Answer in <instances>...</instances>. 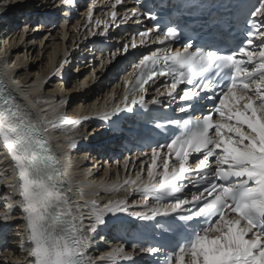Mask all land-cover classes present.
<instances>
[{"label":"snow or ice","instance_id":"obj_1","mask_svg":"<svg viewBox=\"0 0 264 264\" xmlns=\"http://www.w3.org/2000/svg\"><path fill=\"white\" fill-rule=\"evenodd\" d=\"M70 2L62 0L63 4ZM135 3L137 6L125 13L124 20H158L141 0ZM117 6H123L122 0L112 4V21L118 18ZM93 11L90 6L89 21ZM246 15L245 39L234 49L196 46L189 38L175 51L157 47L142 55L132 65L136 72L124 81L123 99L112 111L97 117L110 121L122 111L133 112L137 104L142 109H148L150 104L167 109L177 98L182 102L179 110L185 116L153 118L165 140L151 148L147 181L141 183V172H137L134 179L109 189L135 186L132 190L144 195L145 208L149 199L155 201L150 213H132L137 219L168 218L154 225L170 233L162 264H264V0H256ZM96 23L105 24L101 35H107V23ZM138 34L141 46L150 35L156 36L154 43L165 45L177 40L181 32L178 25L161 28L157 23ZM254 40H259L258 50L252 47ZM137 46L134 36L131 47ZM128 48V44L123 45L125 53ZM119 51L112 53L113 59ZM161 78L165 91L157 88L159 98L147 101L145 85ZM0 89H4L0 92V140L16 171L7 187L18 193L15 204L23 213L26 232L21 246L28 245L26 261L15 264H121L134 261L137 253L159 255L160 247L133 243L130 252L120 244L101 255L99 261L85 259L91 238L108 224L107 215L126 211L127 200L90 201L92 222L87 227L79 208L75 213L71 208L62 211L67 199L57 187L59 169L42 132L47 131L44 125L72 132L83 120L61 115L59 125L54 120L37 126L22 114L14 98L5 95L3 85ZM137 89L140 95L129 100ZM164 97L169 103H163ZM205 105L210 107L205 110ZM192 112L201 115L193 117ZM69 147L75 149L78 145L70 141ZM137 160L133 158L131 162L135 164ZM139 162L143 171L144 163ZM129 163L125 159V168ZM189 185L197 188L190 197L185 192ZM9 215L10 211L3 214L5 219Z\"/></svg>","mask_w":264,"mask_h":264},{"label":"bare ground","instance_id":"obj_2","mask_svg":"<svg viewBox=\"0 0 264 264\" xmlns=\"http://www.w3.org/2000/svg\"><path fill=\"white\" fill-rule=\"evenodd\" d=\"M45 1L50 6H54L58 0ZM23 3L22 5H15L13 0H0V6L9 5L7 8L11 10V13L17 7L28 10L29 4H38V2L34 0H26L23 1ZM3 8L4 7H0V17L4 14ZM56 14L57 13H55V15ZM3 19L2 21H4ZM73 20L74 21L65 23L62 28L56 26L39 30L40 28L36 23L31 26L34 30L29 28V32L25 34H23V29L20 27L11 29L6 32L7 34L4 36H1L0 32V44H2L1 49L3 50L2 57L6 55L8 58V69L5 70L8 71L11 76L13 75L15 78L14 82L20 84L19 86L24 90L26 95L37 98L39 102H44V99L48 96L47 101L50 102L54 100L58 101V98H62L66 95H75L78 91L80 93L82 88H84V92L73 98L76 99V97H78L79 100H82L84 104L82 108L84 109L86 105H93L97 99V105H100L104 98L98 97L105 94L107 81L114 76L116 71L119 74V78L113 84H109L110 92L113 91L117 93L119 91L118 87L121 88L123 86L122 80L125 79L127 75L123 71L113 70L108 66L100 72L99 65L94 68V64L96 62L98 63V61L96 58L89 55V44L86 41V37H84V32L79 30L84 20L81 17L74 18ZM13 21H15V19H13ZM0 24L3 29L5 24ZM27 24L28 22L24 25ZM76 25L79 29L75 27ZM81 36H83L82 39ZM64 39L66 42H64ZM83 41H86L84 46L79 47L78 50L74 49V46L78 42L82 43ZM27 44H30L28 48H26ZM64 47L67 51H70V53H67ZM9 48L11 49L8 50ZM31 48L33 49L31 50ZM27 49H29L31 53L35 51L34 55L32 54V56L29 57ZM76 53L82 55L83 58L77 60H74L75 57L73 58L71 64L78 63V67L74 71L70 69L72 66L68 68V59ZM84 60L87 61L84 63L85 67H82L81 65ZM88 61L89 63H87ZM58 63L60 64L58 65ZM64 73L68 74L67 81H63L61 78ZM74 73L78 74L74 76ZM92 73H95V79L98 80L94 85L87 81L90 80ZM70 79H74V82H76L77 79L87 82L84 85L76 86L70 84ZM4 85L8 87L7 84ZM93 94H95V97H92ZM90 98L93 99L91 102ZM24 99L27 100V97L24 96ZM29 100L33 101L31 97ZM56 107L57 105L55 103L48 104L44 112H41V117L50 114ZM88 110L89 108L85 109L83 114L87 115ZM22 113L26 115V111H22ZM85 125H87V128L82 135L85 139V145L76 149L75 154H77L73 155V157L68 154L70 162L66 166V172L62 175V178L67 181H57V187L62 189L67 199V204L70 206H73L75 203H81L82 200L84 203H86V201L90 203V198L92 196H88L89 191L93 194L99 193L94 199L97 200L100 198L102 191L112 188V186H108L105 183L90 185V180L94 178V174L92 175V173L95 172V170H99L101 160L94 154H89L88 158L84 152L87 146L94 144L96 140L95 136L98 135L100 131H98L95 124L88 125L86 123ZM48 135L56 142L63 140L58 132L51 131ZM90 136L91 139H88L87 137ZM139 167V161L132 165L131 177L136 176V173L139 172ZM15 176L16 171L13 162L7 148L3 145L2 140H0V187H2L0 192V194L2 193V195H0V231H12L3 241L8 248V257L1 258L0 264H15L18 260L25 262L28 254V245L25 243L23 247L21 246L22 242L26 240V232L23 213L19 206L15 204V201L19 200V196L15 188L7 187V185L15 179ZM136 194H134V196ZM122 195H128L127 191H124ZM7 196H11L12 199H6ZM6 206L8 208L7 210L5 209ZM8 211L13 212L5 219L3 214ZM100 251H105V248L94 250L93 256Z\"/></svg>","mask_w":264,"mask_h":264},{"label":"rangeland","instance_id":"obj_3","mask_svg":"<svg viewBox=\"0 0 264 264\" xmlns=\"http://www.w3.org/2000/svg\"><path fill=\"white\" fill-rule=\"evenodd\" d=\"M2 29V28H1ZM30 46V44H27V47L26 48H28ZM7 48V47H6ZM11 48H9L8 50H10ZM33 48H31V50H32ZM27 52H28V56L30 57V56H32V54L34 55V52H32L31 53V51L29 50V49H27ZM74 66V65H73ZM70 69H72L73 70V67L72 68H70Z\"/></svg>","mask_w":264,"mask_h":264}]
</instances>
